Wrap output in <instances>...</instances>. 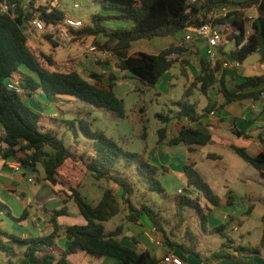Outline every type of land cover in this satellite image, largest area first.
Returning a JSON list of instances; mask_svg holds the SVG:
<instances>
[{
    "label": "trees",
    "instance_id": "obj_1",
    "mask_svg": "<svg viewBox=\"0 0 264 264\" xmlns=\"http://www.w3.org/2000/svg\"><path fill=\"white\" fill-rule=\"evenodd\" d=\"M103 9L117 11L113 16L94 14L89 22L80 29H71V41L81 42L91 39L90 45L99 46L102 50L111 51L117 58V67L126 70L139 79L146 87H155L163 74L168 72L179 59L168 57L177 53L182 55L183 48L174 44L160 51L158 54L137 52L130 54L134 42L141 39H154L157 37L176 36L180 31L189 26H201L209 20L211 11H219L224 6L232 5L239 9L232 10L226 17L211 19L213 23H221L226 29V39L233 41L234 48L230 58L243 65L244 60L259 49L257 36L258 17L264 21V0H196L188 3V0H96ZM2 5L7 6L4 11ZM255 7L258 17L253 20L252 33L243 44L248 18L244 10ZM38 15L46 24V27L60 23L65 14L53 5L50 0H0V126L3 136L0 137V153L6 160L17 159L23 168L29 173H36L37 166L41 163L45 171V181L50 185H57L58 168L67 160L75 158L72 149L65 145L63 139L58 138L51 129L45 128L41 123L42 116L33 111L23 101V96L7 88L8 79L17 78L25 89V95H31L41 91L49 101H54L60 96H72L99 108H105L120 117H124V100L114 91L117 77L112 73L90 72L83 75L75 68L61 69L52 54H47L38 47L32 45L27 34V25ZM116 18L130 23L128 27L112 29L105 24L108 20ZM230 21L227 23V21ZM232 29L239 30L236 34ZM52 44H55L50 35L45 36ZM99 39H102L99 41ZM54 41V42H53ZM53 46H56L53 45ZM217 54L224 56L223 45L218 47ZM264 63V57L260 59ZM101 64H108L104 62ZM209 62L204 63V70L196 78L199 90L203 95L216 84L224 103L242 100H256L264 92V74L249 76L244 82L236 84L234 89L227 87L224 70H221L222 61L218 59L211 68ZM25 67L30 74L20 71ZM107 81L105 82V80ZM178 110L172 118L162 114L157 117L164 122L170 119H187L190 123H198L200 119L216 108V103L209 99L202 113L196 111V104L189 100L177 102ZM67 126L75 125L73 121H65ZM81 133L92 140L93 153L87 155L86 169L96 180L104 179L121 188V198L124 200L127 216L126 222L141 225V217L145 216L152 222L156 231L171 243L169 235L176 234L183 228L188 244H177L186 254H200L193 247L194 238L188 227H185L183 212L188 209L195 213L203 228L206 224L205 206L201 204L199 197L193 199L185 194L177 198H169L161 183L156 178L158 167L146 163L135 153L123 151L114 140L109 138L102 130H95L83 119H79ZM75 130V129H74ZM159 141L164 139L166 128L157 130ZM75 135L77 133L75 132ZM214 141L210 133L201 131L189 125L179 128L176 136L169 140L170 145L183 144L189 152L196 146H205ZM51 148L52 151L47 150ZM230 149L245 162L256 168L264 180V151L250 155L245 148L231 145ZM85 155H82V157ZM220 159L217 154L209 157ZM119 165L125 168L134 167L137 170L138 181L146 184L149 191L159 192L164 199L173 204L178 222L167 231L168 218H164L165 210L156 209L143 201L139 206L132 200L135 185L124 175L116 174ZM133 172V171H132ZM187 186L199 191L208 201L219 205L220 198L213 193L207 182L192 164L183 166ZM54 191V190H53ZM53 193H56L54 191ZM68 198L74 203L78 214L83 217L85 224H72L62 226L58 218L70 216L67 202L64 201L58 209L50 211L52 233L46 236L20 239L14 234L0 229V250L5 254L7 264H14L16 256L15 246H24V256L27 264H69L68 257L78 252H84L96 258L111 257L117 264H160V259L149 250H138L132 246L124 245L117 237L122 234L123 227L106 232L104 223L120 214L122 207L118 197L112 188H106L99 201L90 203L78 189L71 188L67 192ZM145 196V193H144ZM172 203V204H171ZM168 205V206H169ZM4 204L0 201V211ZM27 210H24L20 219L26 218ZM262 234L259 246H232L230 237L225 235V225L213 228L219 232L226 241L223 247H231L236 254L216 253L218 257L233 259L237 264L246 263L241 255L256 254L264 249V213L262 215ZM63 234L68 240V246L56 254V238ZM192 244V245H191Z\"/></svg>",
    "mask_w": 264,
    "mask_h": 264
},
{
    "label": "rangeland",
    "instance_id": "obj_2",
    "mask_svg": "<svg viewBox=\"0 0 264 264\" xmlns=\"http://www.w3.org/2000/svg\"><path fill=\"white\" fill-rule=\"evenodd\" d=\"M46 1V0H44ZM243 1V0H242ZM53 5L58 6V8L65 14L75 19H81L84 23L90 21L91 16L95 13L103 16H115L118 14L114 10L103 9L102 6L96 0H50ZM253 16V15H252ZM249 18V17H247ZM106 26L112 29L125 27L123 23L119 22L116 18L108 20ZM30 32L27 30V34ZM38 39H42L44 36L50 35L49 30L46 32H33ZM30 36V35H28ZM185 36L184 31H180L176 36L171 37H157L154 39H141L133 43L130 52H149L155 53L156 51L162 49L165 44L170 42H175L180 40ZM44 40V39H43ZM102 39H99L101 41ZM42 49L46 52H50V45L44 40L42 43ZM224 44L226 45V50L234 46L233 41H229L224 37ZM58 46V45H57ZM60 49L65 50L64 48ZM100 48V47H99ZM60 51V50H59ZM58 51V54H59ZM57 61V60H55ZM107 61H117L115 59H109ZM114 67H117V62H115ZM118 68V67H117ZM264 70V63L256 62L249 66H244L243 70L245 75H254L261 73ZM22 73H26L24 67L20 69ZM126 70H117L115 73L117 80L115 84L118 86L117 94L122 95L124 100L125 115L120 117L113 113L112 111L96 107L90 103L82 101L72 96H63L62 98H67L66 101H60L62 109L56 108L59 114L54 118H49L47 113L40 110L34 109L33 111L39 113L44 121H41L45 128H49L58 137L64 140L65 145L72 149L75 154L74 159L65 161L57 171V181L62 186V193L59 195L60 199L69 202L68 207L71 211L78 213L76 206L71 199L68 198L67 192L71 188L78 189L84 195V197L90 202L95 203L100 200L103 191L106 188H112L116 193L118 200L121 204L122 210L120 214L113 217L109 221L105 222V227L107 231L115 230L118 226L123 227V232L121 235V240L131 243H139L141 241L147 243L146 248L157 258L160 256L162 251H164V246L148 244L147 239L142 236L143 228L145 227L142 222V227L133 223L126 222L127 209L124 200L121 198L122 190L117 185L112 182H107L104 179L96 180L91 173L86 169L85 161L87 155L93 153L92 140L85 137L79 127V119L86 120L92 129L102 130L109 138L114 140L116 144L123 150L129 153H135L139 158H141L146 163L156 165V163H162L167 161L172 164L176 161L173 157H178L182 153L185 147L181 144L179 145H166L158 143V133L157 130L160 127L165 126L166 122L161 121L156 115V113L169 114L170 105V87L169 81L173 80L174 84H177L173 89V95H176L177 90L182 89V84L186 82L185 77L179 73V67L177 63L169 70V73L164 74L162 78L159 79L155 87H146L143 83L135 78L134 76H129ZM87 75L88 73H84ZM17 78L20 74L16 75ZM107 79L105 80V82ZM181 84V85H180ZM191 87V86H190ZM25 100V98H22ZM47 100V99H46ZM54 104L46 101V107L52 106ZM142 105V106H141ZM145 107L141 108V107ZM44 108V109H45ZM173 109H178V107ZM143 109V110H141ZM199 109V108H198ZM46 111H50L47 110ZM145 111V113H143ZM51 113V112H50ZM65 121H73L74 126L69 127L66 125ZM75 129V130H74ZM176 128H166V134L171 135ZM75 132L77 135H75ZM47 150L52 151L51 148ZM208 153H217L220 155L219 160L213 159ZM87 154V155H86ZM82 155H85L82 157ZM157 159V161L152 158ZM149 158L152 159L149 160ZM198 162L199 174L202 176L205 182H207L214 194L218 195L221 199L226 197V195L232 190L234 191V199L236 200V207L240 208L242 204L245 205L248 210V198L244 195L246 187L244 184L236 181V177L241 174H246L247 176L254 175L252 179L254 182L255 189L258 190L261 198L256 200L255 207L246 213L242 212V218L245 219L244 226L250 228V237L242 239L241 233L244 232L246 228L243 224H239L240 230L233 234V238L239 241L243 245L259 246L262 226V215L264 212V180L259 174L258 170L245 162L241 157L232 152L229 149H223L214 146H207L205 151L196 154ZM168 165V164H167ZM37 168H41L42 164L39 163ZM133 171V172H132ZM181 171V170H180ZM116 174L124 175L132 184L135 185L134 194L132 195V200L137 206H139L141 199L147 204L155 207L156 209L165 210L164 218L168 221H178V217L175 215L174 207L169 205L170 202L164 199L162 195L157 191H149L146 189V184L144 182H139L136 176L137 170L134 167L125 168L123 165H119L118 169L115 170ZM42 175L36 173L34 183H24L21 188L23 190H31L35 193L39 192V197H44L49 194L48 184L41 179ZM157 180L161 183L164 188L165 194L173 199L180 196L178 193L179 189L189 190L187 186L186 177L183 172H169L163 171V168L158 167L156 173ZM263 184L260 186L255 182ZM57 189L59 185L55 186ZM257 192V191H256ZM145 193V196H144ZM36 195V194H35ZM193 195H199V200L203 203H207L212 207L210 201H208L201 193L193 191ZM172 204V203H171ZM169 205V206H168ZM220 208L226 209L227 206H221ZM234 208H232L233 210ZM185 219V227H188L192 236L195 237V248L200 254L198 257L192 254L197 259H203L200 264H210L207 261H211L216 258L213 255L212 258H206V251H219L224 249V235L219 232L210 231L208 227L203 228L201 224L197 221L195 213L188 211L183 212ZM218 215L214 213L212 217V226L219 227L220 221L218 218L214 219ZM66 217V216H65ZM209 218V215H208ZM65 221H69L68 217L63 218ZM172 223V222H171ZM223 225L227 227L225 230V235L230 237L231 228L230 221H226ZM206 226V224H205ZM18 229V228H16ZM213 230V228L211 229ZM182 233V231H179ZM184 232V231H183ZM184 236V234H183ZM180 237V234H179ZM177 241L182 242L180 239ZM226 241V240H225ZM141 244V243H140ZM141 248V246H139ZM96 258V257H95ZM100 259V258H99ZM104 260V261H103ZM109 264V261L117 262L114 258L104 257L98 262H105ZM0 264H7L5 254L0 250Z\"/></svg>",
    "mask_w": 264,
    "mask_h": 264
},
{
    "label": "crops",
    "instance_id": "obj_3",
    "mask_svg": "<svg viewBox=\"0 0 264 264\" xmlns=\"http://www.w3.org/2000/svg\"><path fill=\"white\" fill-rule=\"evenodd\" d=\"M234 1L242 2V0H234ZM222 8H225L227 11L230 12L232 10L239 9L238 7L232 5L224 6ZM221 9H219L218 12H221ZM244 15L245 17L257 18L258 11L255 7L248 8L244 10ZM117 20L123 23L125 27H128L130 25V23L127 21H123L120 19ZM229 21L230 19L227 21V23ZM183 31L185 33V36L191 34L189 30H183ZM184 37L173 43L172 42H170L169 44L166 43L162 49L156 51L155 53H149L144 51L145 53L155 55L158 54L160 51L168 48L172 44L178 46V43H180L179 47L183 48L182 55H180V58L176 61V63L179 67V73L183 77H185L186 82L182 84V89L178 90V88H176L177 93L176 95H173V92L175 90L173 88L177 84H174L173 80L169 81L170 94H171L169 103L171 107L169 108V114L162 113V115L165 117H167L168 115L169 117L172 118L173 114L178 110V109H173L172 107L174 108L178 107L177 102L185 99L195 103L196 111L199 113H202L203 109L207 106L209 99H211V101H214L216 103V108L213 109V111H211L207 115H204L198 123H190L187 121V119H182V120L170 119V121L166 122L165 126H162L160 128H172V126H174V128L176 129L173 132V134H171L170 136L165 133L164 139H162L161 141H159L158 139V143L160 145L166 144L172 146L169 144V140L174 136H176L179 128L183 125L193 126L195 128L200 129L203 132L210 133L214 142L212 144H208L205 146H196L195 149L191 152H189L188 148L185 145L181 144L185 147L186 150L180 153L178 157H173L180 164H177L176 161H173L172 164H169L167 161H163L162 163H156V165H159L158 166L159 168L162 167L163 171L168 173L169 170H171L172 172L175 171L183 172L184 165L192 164L195 167V169L199 172V170L197 169L198 162L196 161L197 160L196 154L199 152L203 153V151H205V148L207 146H214V147L231 150L230 146L235 145L237 147L245 148V150L250 155H256L264 151V92L262 93L261 97H259L256 100L248 99L242 101H235L231 103H224V99L219 93L217 84L209 90L208 95H203L199 90L200 85L196 84V78L204 70V63L209 62L210 63L209 65L212 68L218 59H220L221 61L225 60L228 62L234 61L233 59L230 58V53L234 48V46L230 49V51H227L225 49L226 45L224 44V39H223L220 46L223 45L224 47V52H225L224 56L218 54L216 60L211 62L207 58L206 42L204 39L196 38L194 41H184ZM28 38L32 45L38 47L40 50H42L47 54H52L54 59L57 60V63L61 69L75 68L78 72H80L83 75H85L84 73H90V72L115 73L117 70H119L117 67H114L113 65L117 61H111V62L107 60H103L100 62L93 61V59L91 58V54L87 52V49L91 44L90 38L82 41V43L73 42L70 45V48L67 50L60 49L57 46V43L54 41L53 42L56 44V46H53L55 44H52L48 39H46L45 36L42 39H38L35 36V34L32 33L30 34V36H28ZM43 39L46 40V42L50 45V52H46L44 49H42L43 47L41 43L44 41ZM130 54L133 53L130 52ZM104 62H108V64H101ZM243 67L244 66L241 65L240 67L237 68L232 66L228 68H224L221 64V70H224L225 72L227 87L230 90L234 89V86L236 84L244 82L245 79L249 76L264 74V70L262 69L261 73H257L254 75H245ZM24 69L26 70L25 74H30L25 67ZM167 73H169V71L166 72L165 74ZM127 74H129V76H133L131 73H127ZM16 75L17 74L14 75L15 79H17ZM117 89L118 86L115 84L114 91L116 94H117ZM118 96L122 98V95H118ZM23 97L25 98V100H23L24 103L28 105L32 110L34 109L40 110L42 108V112L47 113V115L44 116H48L49 118H54L55 117L54 115L57 116L59 114V110L62 109L60 101L67 100V98H62L63 96H60L54 101H49V99L41 91L32 93L31 95H24ZM46 101L54 105L45 108ZM56 108H60V109L56 111L55 110ZM141 108L145 109L144 106ZM46 109L50 111H46ZM143 113H145V111ZM157 114H161V113H156V115ZM43 119L44 118H41V121H44ZM2 136H3V130L2 127L0 126V137ZM208 154H217V153H208ZM152 159L157 161V159H154V157ZM152 159L149 158V160L151 161ZM215 160H219V159H215ZM6 162L7 160L4 159L0 153V201L4 204L2 210L0 211V229H2L5 232L14 234L20 239L49 235L53 231V227L50 222L49 212L52 211L53 209L60 208L64 202V201L62 202V200L59 197V195L62 193L61 184L57 183V185H59V188L57 189L55 187L56 185L53 186L50 185L48 182H46L45 171L42 165L43 169L37 168L36 173L41 174L42 175L41 179L48 184L49 194L44 197H39V192L35 193L36 194L35 195L33 191L23 190L21 188V186L24 183H28L26 179L29 176H33L35 179L36 173H29L26 168H22L20 176H14L11 169L6 165ZM253 178L254 175L247 176L246 174H241L236 177V181H239L240 183L244 184L246 187L244 196L248 198V207H249L248 210L246 209L244 204H242L240 208H235L236 200L234 199L235 198L233 194L234 191L232 190L226 195V197H223V199H221L217 195L220 198L219 205H214L210 202L212 204L211 207L207 203L201 202V204L205 206V213H206L207 230L205 231H208L209 229L210 231H213L211 229L216 228V226L211 225V223L213 222H212V217H210L211 215L216 213L218 216L215 217L214 219L218 218V220L221 222L219 226L223 225L228 220L230 221V225L232 224L236 225V230L230 236L231 241L233 242L232 246L233 245L247 246L235 240L233 238V234L237 233L240 230V227L238 226L240 223L243 224L244 226L243 222L245 221V219L242 218V212L246 213L249 210H252L255 207L254 205L256 203V200L261 198V195L258 193L259 191L255 189V186L253 184L254 181L252 180ZM255 182L260 186H263V184L258 183L257 180H255ZM53 190L56 191V193H53L54 192ZM194 190L195 189L191 187L189 188V190H184V191L186 192L187 195L192 194V196H196L193 195ZM187 191H190L191 193L188 194ZM197 197H199V195H197ZM52 198H54V200H51ZM68 204L69 202H67V206ZM225 205L227 206V208L222 210V208L220 207ZM232 208L234 209L232 210ZM24 210H27L28 215L26 218L20 219ZM69 211H70V216H66L70 219L69 221L63 220V218H66L65 216L59 217L57 219L60 225L66 226L72 224H81V225L85 224V220L83 219L82 216H80L75 211H71L70 209ZM185 211L194 213L193 211L188 209H186ZM196 219L199 222L197 216ZM142 222L145 224L144 225L145 227L142 229L143 230L142 236L147 239L148 244L155 245L152 242L154 238L162 239L163 243L160 246H164L165 249L164 251H162L158 259L161 260V258L166 254L173 253L179 256L183 260L184 264L202 263L203 259L201 258L197 259L192 254H186L179 247V245H177L180 243H184L190 246L189 240L185 239L186 238L185 235L183 236L184 234L183 231L185 230V228L181 230L182 233L177 231L176 234L169 235V238L172 240V242H175L176 245H174V243L169 242L162 235V233L156 231L154 225L150 220H148L147 217L145 216L141 217V225H139L141 227L143 226ZM171 222H168L166 224L165 228L167 229V231H169L171 227L174 226L178 221L177 222L171 221ZM245 228L246 230L244 229V232L240 234L242 239L249 238L251 234L250 228L249 227H245ZM262 228L263 226L260 227L261 234H262ZM225 229H227V227ZM63 231L64 230L62 228L60 231V235L56 238L55 241L56 243L55 251L57 252L56 254H59L61 250H64L68 246V240L64 236ZM106 232L109 231L106 230ZM120 237L121 235H119L117 238L124 245L132 246L138 250L147 249L146 248L147 243L143 241L135 244L131 242L127 243L126 241L121 240ZM193 238L195 239V237ZM177 239H180L182 242L177 241ZM14 246L16 250V256L13 257L14 264H27V259L23 254V252L25 251V247L24 246L19 247L17 245ZM139 246H141V248H139ZM193 247L195 248V244L193 245ZM248 247H254V246L248 245ZM218 252H222L224 254H232V255L236 254L231 247H224V249H220L219 251H215V252L209 250L206 251L205 253L207 256L206 258H212V256L216 255V253ZM241 257L248 264H264V249H260L259 253L256 254H243L241 255ZM100 259L95 258L84 252H78L68 257L69 264H106V260L105 262H98ZM207 262L210 264H237L231 258L218 257V256H216L215 259H212L211 261H207ZM109 264H117V262L109 261Z\"/></svg>",
    "mask_w": 264,
    "mask_h": 264
},
{
    "label": "built area",
    "instance_id": "obj_4",
    "mask_svg": "<svg viewBox=\"0 0 264 264\" xmlns=\"http://www.w3.org/2000/svg\"><path fill=\"white\" fill-rule=\"evenodd\" d=\"M195 2L196 0H188V3H191V4ZM2 8L5 11L7 9V6L2 5ZM229 12L230 11H227L225 8H222L221 12L211 11L208 14L209 20L206 23L202 24L201 26H197V27L196 26L186 27L185 30H189L191 34L186 35L184 37V41H194L196 38L204 39L206 42L207 58L211 62L215 61L218 56L217 49L221 45L227 33H226V29L223 24L213 23L211 19L226 17V15ZM254 19H255L254 17L248 18V21L246 23L245 39L241 45H243L247 41L248 37L252 33L253 31L252 23ZM85 25L86 24L81 19H75L69 16H65L64 19L60 23L54 24L50 26L49 28H47L43 19H41L38 15H36L27 25V30L30 32L28 35L32 34L33 32L44 33L47 30H49L52 39L57 43V45L67 50L70 48V45H71L70 41H71L72 35H71L70 30L71 29L77 30V29H80L81 27H84ZM232 32L238 34L239 30L232 29ZM179 45L180 43H178V46ZM87 52L91 54V58L93 59L94 62H100V61L109 60V59L117 60L116 56L111 51L102 50L99 48V46H96V45H90L87 49ZM168 58L174 60V59L180 58V55L177 53H173ZM222 66L224 68H228L230 66L237 68V67H240L241 64L235 60L232 62H228L224 60L222 61ZM6 86L9 90L14 91L17 94H20L22 96L25 95V89L22 87L19 80L15 78L8 79ZM6 165L11 169L14 176H20L23 165L19 160L17 159L7 160ZM26 180L28 183H33L35 179L33 176H29ZM178 193L180 195H183V194L187 195L183 189L178 190ZM187 196L193 199L197 198V195L192 196V194H190ZM51 200H54V198H52ZM230 228H231V233H230V236H231V234L236 230V225L232 224ZM152 242L155 245H159V246L162 245L163 243L161 238H157V239L154 238ZM160 264H184V262L179 256L173 253H168L161 258Z\"/></svg>",
    "mask_w": 264,
    "mask_h": 264
},
{
    "label": "water",
    "instance_id": "obj_5",
    "mask_svg": "<svg viewBox=\"0 0 264 264\" xmlns=\"http://www.w3.org/2000/svg\"><path fill=\"white\" fill-rule=\"evenodd\" d=\"M257 36L259 40V49L257 52L249 55L243 62V66H249L256 62H259L262 57H264V21L261 17H258V30ZM190 194V191H187Z\"/></svg>",
    "mask_w": 264,
    "mask_h": 264
}]
</instances>
